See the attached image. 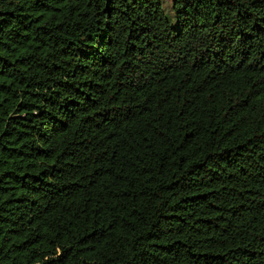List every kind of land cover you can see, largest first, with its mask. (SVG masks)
<instances>
[{"label": "trees", "instance_id": "1", "mask_svg": "<svg viewBox=\"0 0 264 264\" xmlns=\"http://www.w3.org/2000/svg\"><path fill=\"white\" fill-rule=\"evenodd\" d=\"M0 0V264H264V0Z\"/></svg>", "mask_w": 264, "mask_h": 264}, {"label": "rangeland", "instance_id": "2", "mask_svg": "<svg viewBox=\"0 0 264 264\" xmlns=\"http://www.w3.org/2000/svg\"><path fill=\"white\" fill-rule=\"evenodd\" d=\"M171 1L172 0H162V2L164 3V5H165V8H166V12H168V10L170 9V4H171Z\"/></svg>", "mask_w": 264, "mask_h": 264}]
</instances>
